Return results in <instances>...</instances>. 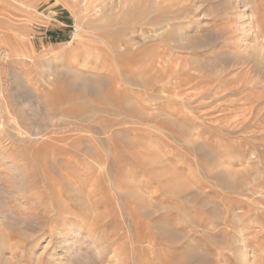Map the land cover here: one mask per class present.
<instances>
[{
    "label": "rangeland",
    "instance_id": "374dc122",
    "mask_svg": "<svg viewBox=\"0 0 264 264\" xmlns=\"http://www.w3.org/2000/svg\"><path fill=\"white\" fill-rule=\"evenodd\" d=\"M0 81V264H264V0H0Z\"/></svg>",
    "mask_w": 264,
    "mask_h": 264
},
{
    "label": "bare ground",
    "instance_id": "6f19581e",
    "mask_svg": "<svg viewBox=\"0 0 264 264\" xmlns=\"http://www.w3.org/2000/svg\"><path fill=\"white\" fill-rule=\"evenodd\" d=\"M16 3V2H15ZM248 3L249 2H247V3H245V7L248 5ZM184 5H186V4H184ZM21 6V5H20ZM249 6V5H248ZM185 7H187V5L185 6ZM27 8H28V6H27ZM32 10V9H31ZM182 10H184V9H182ZM187 11L189 10V9H186ZM186 14L187 15H184V17H187V16H190L189 15V13H187L186 12ZM182 15V14H181ZM218 23V18L217 17H215V16H211L210 17V19H207V20H205V21H203L201 24H203L204 26H212V25H215V24H217ZM258 23V22H257ZM221 25H223V24H221ZM200 29V28H199ZM219 30L221 29V28H218ZM183 30H185V29H183ZM153 31V30H152ZM86 32V31H85ZM151 32V31H150ZM153 32H155L154 34H156V31H153ZM185 32H187L186 30H185ZM143 34L144 35H146V36H150V37H152L154 34L153 33H146V32H143ZM70 54H72V53H70ZM52 71V70H51ZM54 71V70H53ZM55 71H58L57 69L55 70ZM59 74V73H58ZM72 74V77H73V79H74V76L75 77H78L79 76V74H74V72H72L71 73ZM60 76V75H59ZM70 82V81H69ZM0 85H1V81H0ZM90 85V84H89ZM196 198V197H195ZM240 213V212H239ZM68 249L69 250H67V253L68 252H70V251H72V253H73V256L72 257H74L75 255H79V254H81L82 252H81V250H79V249H77V248H75L74 246H72V245H70L69 247H68ZM65 253H66V251H65ZM71 254V253H70ZM190 254V253H189ZM81 257V256H80ZM192 257V256H191ZM68 258V257H67ZM75 258V257H74ZM198 263H199V261H198ZM197 263V264H198ZM72 264V263H71ZM191 264H194V263H191ZM200 264V263H199Z\"/></svg>",
    "mask_w": 264,
    "mask_h": 264
},
{
    "label": "built area",
    "instance_id": "2783aa9c",
    "mask_svg": "<svg viewBox=\"0 0 264 264\" xmlns=\"http://www.w3.org/2000/svg\"><path fill=\"white\" fill-rule=\"evenodd\" d=\"M1 91H2V87H1V85H0V93H1Z\"/></svg>",
    "mask_w": 264,
    "mask_h": 264
}]
</instances>
